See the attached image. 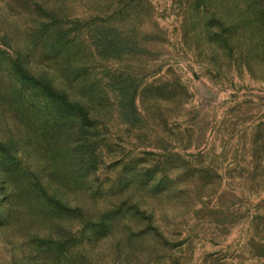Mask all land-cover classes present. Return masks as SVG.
I'll use <instances>...</instances> for the list:
<instances>
[{
  "label": "rangeland",
  "instance_id": "rangeland-1",
  "mask_svg": "<svg viewBox=\"0 0 264 264\" xmlns=\"http://www.w3.org/2000/svg\"><path fill=\"white\" fill-rule=\"evenodd\" d=\"M0 264H264V0H0Z\"/></svg>",
  "mask_w": 264,
  "mask_h": 264
},
{
  "label": "trees",
  "instance_id": "trees-1",
  "mask_svg": "<svg viewBox=\"0 0 264 264\" xmlns=\"http://www.w3.org/2000/svg\"><path fill=\"white\" fill-rule=\"evenodd\" d=\"M36 107H37V104L36 103H31L30 107H27V111L29 113H32V112L35 111Z\"/></svg>",
  "mask_w": 264,
  "mask_h": 264
}]
</instances>
